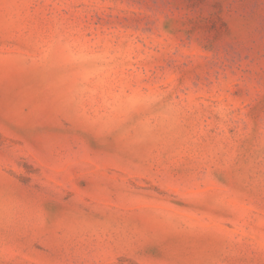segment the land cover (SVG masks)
<instances>
[{
  "label": "rangeland",
  "instance_id": "374dc122",
  "mask_svg": "<svg viewBox=\"0 0 264 264\" xmlns=\"http://www.w3.org/2000/svg\"><path fill=\"white\" fill-rule=\"evenodd\" d=\"M0 264H264V0H0Z\"/></svg>",
  "mask_w": 264,
  "mask_h": 264
}]
</instances>
